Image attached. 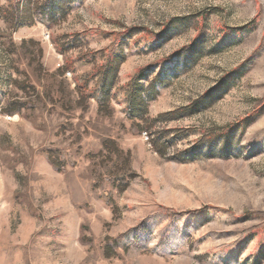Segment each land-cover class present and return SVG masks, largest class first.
<instances>
[{"label":"rangeland","instance_id":"1","mask_svg":"<svg viewBox=\"0 0 264 264\" xmlns=\"http://www.w3.org/2000/svg\"><path fill=\"white\" fill-rule=\"evenodd\" d=\"M44 2L0 0V264H264V0ZM121 52L106 116L77 86Z\"/></svg>","mask_w":264,"mask_h":264},{"label":"trees","instance_id":"2","mask_svg":"<svg viewBox=\"0 0 264 264\" xmlns=\"http://www.w3.org/2000/svg\"><path fill=\"white\" fill-rule=\"evenodd\" d=\"M84 0H45L43 4L36 6L33 10V22L41 23L47 27H54L60 21H63L72 11L73 7L82 4ZM14 15L13 23L15 26L23 27L20 25V7L18 4H13ZM63 53V51H60ZM123 52L109 54L106 58L104 65L97 71L98 82L95 90L90 94L88 91L89 81H85L77 86L79 99H93L99 107V112L106 116L111 114V100L113 98L112 91L118 81V74L122 64L125 61ZM145 77L143 74L135 75L128 85V102H127V118L130 121L138 122L143 121L148 116L149 104L154 101L158 92L150 86L142 84ZM27 104L15 103L8 110L9 115L20 114L22 108ZM52 165L59 169V167L52 162ZM115 244L108 245V248L117 250L119 246Z\"/></svg>","mask_w":264,"mask_h":264}]
</instances>
